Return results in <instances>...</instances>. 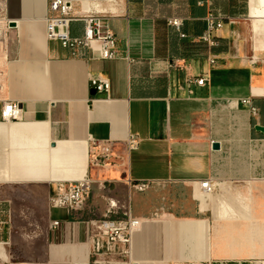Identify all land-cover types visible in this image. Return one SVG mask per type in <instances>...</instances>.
<instances>
[{
	"label": "crops",
	"instance_id": "1",
	"mask_svg": "<svg viewBox=\"0 0 264 264\" xmlns=\"http://www.w3.org/2000/svg\"><path fill=\"white\" fill-rule=\"evenodd\" d=\"M4 3L15 26L0 60V185L49 192L56 180L90 174L105 186L93 183L80 213L51 210L63 223L49 229L43 258L12 260V247L4 246L0 264H92L85 220L102 215L109 197L129 200L144 219L133 240L139 264H264V132L257 129L264 127V62H250L264 59V0L90 3L105 12L102 30L115 34L117 59L86 48L73 55L50 39L48 0ZM210 13L224 18L211 48L199 40ZM173 16L185 18L187 37L168 24ZM70 29L83 36L85 23L72 20ZM175 61L181 67H170ZM189 75L207 76L206 83L187 87ZM92 76L108 78L110 90L92 94ZM6 99L21 102V119L2 120ZM130 135L139 144L128 151ZM91 137L114 141L115 166H90ZM141 180L152 182L132 186ZM205 180L211 189L194 187ZM12 229L2 238L11 240Z\"/></svg>",
	"mask_w": 264,
	"mask_h": 264
},
{
	"label": "built area",
	"instance_id": "2",
	"mask_svg": "<svg viewBox=\"0 0 264 264\" xmlns=\"http://www.w3.org/2000/svg\"><path fill=\"white\" fill-rule=\"evenodd\" d=\"M98 0H48L49 13L48 37L59 40L65 47L72 50L73 55L79 53L80 49L86 48L93 53V57L101 59H117L122 57L117 45V38L112 31L103 32L105 12L90 7V3ZM79 4L81 11L75 12V6ZM5 8L4 0H0V24L3 26L4 34L12 28V20L1 13ZM83 20L85 31L83 36H73L71 34L70 23L72 20ZM184 17L173 16L168 19V24L173 26L181 37H187L184 31ZM207 27L205 32L199 37V40L206 43L209 48L218 45L215 32L224 26V18L218 14L210 13L206 17ZM129 59V57H128ZM258 60L264 62V59L250 58L251 63ZM213 64L216 57H209ZM170 67H181L178 61H175ZM207 76L189 75L186 79V86L192 84L204 85ZM91 84L97 92L110 90V80L101 76H92ZM1 86V85H0ZM253 92V89H252ZM245 105H249L254 115L258 114V108L251 104V97L241 99ZM22 105L20 101L6 99L3 101L1 117L2 120H18L22 118ZM112 139L90 138L89 162L92 168H110L117 164L118 156L113 152ZM139 144V137L130 135L126 139L128 151L136 149ZM97 182L104 187L105 182L95 180L88 174L85 178L78 180H56L53 182V189L48 192V223L51 229L59 228L63 221L61 219H52V209H63L69 215L80 213L86 208L87 199L92 191L93 183ZM151 180H141L132 186L138 190L146 189ZM212 181H201L194 187L200 189H211ZM106 211L98 215L96 211L92 217L85 220L88 224L90 250L92 255V264H139L133 259V240L135 233L142 227L144 219L133 214L129 200L116 199L109 197L107 200ZM5 212L6 217L0 218V244L3 247L10 243V239H3L2 235L7 227L11 225L10 211ZM80 218V217H78ZM81 219V218H80ZM2 252L0 251V255ZM184 264H201L198 262H187Z\"/></svg>",
	"mask_w": 264,
	"mask_h": 264
},
{
	"label": "rangeland",
	"instance_id": "3",
	"mask_svg": "<svg viewBox=\"0 0 264 264\" xmlns=\"http://www.w3.org/2000/svg\"><path fill=\"white\" fill-rule=\"evenodd\" d=\"M4 8V7H3ZM5 15V8L1 10ZM258 21L264 25V16H258ZM6 36L3 26L0 24V60L2 61V51L5 48ZM3 89H0V99ZM0 208L10 211L11 222L13 224L12 239L5 246H10L12 260L31 259L38 260L43 258L48 231V190L45 186L31 185H0ZM5 213V212H4ZM21 231H30L31 236H23ZM1 245V244H0ZM3 246V245H2ZM10 249V248H9ZM3 260L0 259V262Z\"/></svg>",
	"mask_w": 264,
	"mask_h": 264
},
{
	"label": "water",
	"instance_id": "4",
	"mask_svg": "<svg viewBox=\"0 0 264 264\" xmlns=\"http://www.w3.org/2000/svg\"><path fill=\"white\" fill-rule=\"evenodd\" d=\"M11 26H15V22L14 21H12ZM91 93L92 94H96L97 90L94 88V89H92ZM257 129H260L261 131L264 132V127L263 126H257ZM219 146L220 145L218 143H214V145H213L214 148H219Z\"/></svg>",
	"mask_w": 264,
	"mask_h": 264
},
{
	"label": "bare ground",
	"instance_id": "5",
	"mask_svg": "<svg viewBox=\"0 0 264 264\" xmlns=\"http://www.w3.org/2000/svg\"><path fill=\"white\" fill-rule=\"evenodd\" d=\"M113 3H114V2H112L111 5H114ZM19 24L21 25V27L23 26L22 22L20 23V21H19ZM255 27H256V29H257L258 26H255ZM5 121H6V122H9V123L11 122L10 120H5ZM6 125H7V124H6ZM4 126H5V125H4ZM0 131H2V129H1ZM14 179H15V178H14ZM17 179H18V178H17ZM21 179H22V178H21ZM25 179H26V178H25ZM27 179H29V177H28ZM33 179H35V178H33ZM198 187H199V186H198ZM199 188H200V187H199ZM3 250H4V247L1 246V247H0V251L2 252V254H4V251H3ZM0 259H1V258H0ZM1 260H2V259H1Z\"/></svg>",
	"mask_w": 264,
	"mask_h": 264
}]
</instances>
